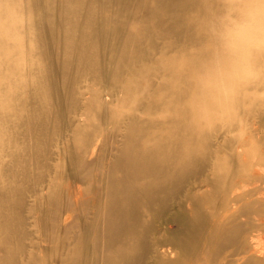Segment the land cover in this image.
Listing matches in <instances>:
<instances>
[{"label":"bare ground","instance_id":"6f19581e","mask_svg":"<svg viewBox=\"0 0 264 264\" xmlns=\"http://www.w3.org/2000/svg\"><path fill=\"white\" fill-rule=\"evenodd\" d=\"M229 3L240 5L239 0ZM0 4H4L0 21L2 17L19 21L17 1ZM216 4L217 0H31L26 4L32 25L42 32L36 35L40 60L27 69L35 80L34 94L43 96L45 87L60 118L73 112L77 120L72 131L81 129L84 137L97 133L82 128V114L69 110L67 104L70 99L76 101V109L85 105L84 98L77 96L80 87H74L78 83L74 72L81 68L97 71L90 78L95 86L102 82L105 97L113 93L108 89L111 84L121 85L117 89L123 87V99L138 104L127 103L124 113L118 111L125 120L119 121L113 134L120 135L121 145L104 161L107 167L99 160L84 159L86 144L78 149L79 155L68 149L70 171L65 176L54 173L43 180L35 177V182L29 179L34 173L29 165L0 170V264H264V104L256 103L245 113L244 103H238L236 114L208 127L196 120L191 107L200 62L211 61L214 52L224 54L214 48L211 34L203 33L209 20L217 18ZM252 4L264 7V0ZM61 33L66 37H59ZM4 34L7 30L0 27V37ZM12 40L20 43L18 38ZM64 43L59 63L56 50ZM242 51L238 50L241 71L244 64L264 66V54ZM218 66L216 73L223 80L249 81L243 72L226 75L225 61ZM98 98L101 95L92 101L97 103ZM109 104L106 97L99 106L108 112ZM9 116H0L2 138L8 136L7 128H15L8 118L4 121ZM71 118L67 126L73 124ZM49 135L50 146L54 138L62 143L67 132L59 125ZM88 141L92 149L94 143ZM51 149L35 160V169L46 168ZM19 158L15 155L14 162ZM75 166L80 171L74 181L89 184L69 185L49 197L55 183L72 178L69 172L76 173ZM41 181L50 204L43 214L54 219L62 204L76 220L70 228H66L68 217L59 220L61 230L39 220L43 242L34 241L38 246L33 249L28 207L37 201L41 188L35 184ZM167 213L165 223L180 225L186 242L181 231H174L172 242L157 234L165 223L155 218Z\"/></svg>","mask_w":264,"mask_h":264},{"label":"rangeland","instance_id":"374dc122","mask_svg":"<svg viewBox=\"0 0 264 264\" xmlns=\"http://www.w3.org/2000/svg\"><path fill=\"white\" fill-rule=\"evenodd\" d=\"M3 1L4 0H0V3ZM13 1H17L18 3L16 5L19 7V11H17L19 21H10L7 17H2L0 21V27L7 30V34L1 35L0 37V116L10 113V116L6 117L4 121L8 118L9 123L14 122L15 128H7L6 132H8V136L6 137V134H4V138L0 137V144L3 146L0 150V170L8 169L16 165H18V167L29 165V168L34 172L29 177L31 181H35V177L39 179L42 178L43 180L44 177H50L54 175V173L65 176L69 170L67 160L68 149L71 150L70 152H76L79 155L78 149L86 144V156L84 159H94L95 162H97V160L104 162L113 152H116L117 148L121 145L120 135H118V133L113 134V132L115 127L118 126L119 121L122 118L125 120V116L118 113V111L124 113L123 107L128 103L122 97L123 87L117 89L121 87V85L111 84V87L108 88L113 92L111 96H106L107 100L110 102L109 108L111 111L107 110L108 112H105L103 108L99 106L101 100H105L106 98V91L103 90L104 87H102L103 84L101 82V85L99 84L100 86H95L90 78L93 74H98L97 71L81 68L77 72H74L76 78L78 77V83L75 82L74 87H80V93L77 92V96L84 98L85 105L76 109L74 105L76 101L73 103L69 99L67 103L69 105L68 108L69 110H75L80 116L82 114V123L79 122L82 128H87V131L91 129L92 131L97 130V133L95 135L92 134L91 137H88L86 133V137H84V133L80 131L81 129L77 132L72 131L71 127L74 128L76 124L73 123V121L77 120L76 117H72L74 116L73 112L70 111L68 113L69 117H65L67 123L65 124L64 116L60 118V114L56 113L53 107L50 106L48 100V98H50L48 94L49 89L43 87L42 90H44V95L41 97L34 94L35 80L30 75L31 73L27 72V69L35 68L37 62L40 60L38 53L42 49H39L40 40H37L36 35H40L42 32L32 25L30 14L26 12V4L30 3L31 0ZM230 1L233 0H217L215 8L217 18L216 20L214 18L209 20V28L203 32L211 34V43L213 42L215 44L214 48H216L219 53H222L221 50L224 51L222 55H218L214 52L211 61L200 62L201 72L197 73L195 77L197 86L193 91L194 95H196V99L192 102L191 107L196 111V120L204 125V127L220 122L221 117H225L227 114H231V116L236 114L237 108L235 106L238 103H244L246 109L245 113H249L250 111L248 109L250 106L253 105L254 107L256 103L264 104V82L259 84H253L251 82L253 79L264 77V66L261 67L255 63L244 64L241 71V56L238 54V50L243 52L242 49H250V51L247 52L248 54H264V7H251L253 5L252 1L254 0H239V6L229 3ZM6 2H9V0H6ZM3 7L4 4H0V12H2ZM140 12L142 13L141 10L136 11L137 14H140ZM115 26H117V24H115ZM63 35L64 34L61 33L59 37H66V35ZM8 37L10 38L8 39ZM12 37L20 39V43H15ZM3 39L4 41H2ZM65 46V43L63 45L60 44L59 49L57 48L56 50L59 51V53L56 52L60 61L59 63L63 62V55H61V52H64ZM224 61L226 62L227 69V71H225L226 75L231 73L234 75L236 71L239 72V74L243 72V77H247L249 81L246 84H238L235 77L232 81L223 80V77L216 73L215 67H219L218 65ZM62 71L65 72L63 76V81H65L66 70L63 69ZM95 95H97V97L101 95V100L98 98L97 103L92 101ZM136 104H138L136 101L128 103L130 106ZM31 107L33 108L30 110ZM105 114L106 116L104 117ZM50 116H52V118ZM68 118L72 119L73 124H71V126H67L70 124V120L67 121ZM0 122L3 121L0 120ZM59 125L63 131L66 130L67 135L64 139H60L62 143L57 144L54 138L49 146V132L52 128L58 127ZM94 125L96 127H94ZM54 136L58 137L57 133ZM89 139L94 143L92 149L91 145H89ZM54 144L57 147L54 146V149H51ZM50 149L51 151L53 150V152L49 155L51 157L47 158L46 168L43 169V167H39L35 169V160L40 155L48 153ZM92 150L94 155L92 154ZM18 154L20 158L18 162H14V156H18ZM42 162L44 164V160H41V163ZM102 166L107 167V163L104 162ZM79 171L80 169L77 167L76 173H72L73 176H71L72 174L69 172V177L72 178L66 180L62 178L63 181L55 183L49 190V197H52L54 193L66 191L69 185L78 187L80 184L81 187L87 186L89 181L88 183H82L80 180L74 181ZM35 185H37V188H41V191L37 194V201L28 207V210L32 214L31 217L29 216L30 218L28 220L30 224L29 229L31 231L30 237L33 240L31 238L25 240L26 243H28L29 240L33 241V249L38 246L37 244L43 242L41 241L42 232L40 231L41 221L48 225L55 224L58 226L57 229L59 228L61 230L62 228H60V224L58 223L59 220L64 219V217L69 218L66 224L68 222L70 223H68V225L65 224L66 228H70L69 225L76 220L75 215L69 214V212L66 211L68 208L62 204L57 214H55L54 219L51 214H43V210L50 206L49 200L46 199L44 194L46 189L44 188L42 190L44 185L42 181ZM88 192L89 190L86 189L85 193L88 194ZM167 216L168 213L163 215L160 219L155 218V220L156 222L165 223V218ZM88 218L89 215H87L85 219ZM164 226L165 228H162V230L157 233L159 236L162 237V234L167 235V240L172 242L174 240V231H178V233L181 231V240L182 242H186L187 236L184 235L183 228L180 225L177 226L168 222L167 224H163V227ZM166 246L169 247L170 245L167 244ZM29 247L31 248L32 246Z\"/></svg>","mask_w":264,"mask_h":264}]
</instances>
